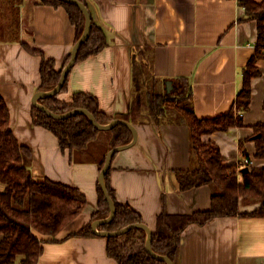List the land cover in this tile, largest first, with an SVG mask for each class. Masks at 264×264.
<instances>
[{
	"label": "crops",
	"instance_id": "crops-1",
	"mask_svg": "<svg viewBox=\"0 0 264 264\" xmlns=\"http://www.w3.org/2000/svg\"><path fill=\"white\" fill-rule=\"evenodd\" d=\"M89 2L95 20L107 30L109 46L74 66L61 100L70 101L74 93H90L107 115L128 113L133 49L145 47L153 75L167 81L181 77L192 81L194 110L199 118H215L232 109L258 40L257 22L245 20L246 11L238 0ZM16 8L18 29L13 14ZM75 41V28L64 8L40 5L39 0H22L15 7L9 1L0 6V95L11 112L13 133L21 145L33 151L34 177L78 188L88 200L83 213L57 236V241L45 244L37 264H117L107 254L106 238L70 236L85 227L98 208L100 163L106 159L110 137L101 153H63L57 137L32 119L42 59L26 47L43 51L61 69ZM258 66L262 74L252 81L245 127L203 137L220 146L228 164L240 165L241 176L247 170L246 161L264 167V160L254 158V141L240 148V142L253 135L252 126L264 123V59ZM134 126L136 142L116 154L111 163V184L117 200L139 211L152 232L164 209V196L170 214L209 209L213 195L210 186L181 192L172 173L197 165L188 127L168 123ZM257 207L252 204L241 210L251 212ZM180 264H264V219L218 218L205 226H189L183 234Z\"/></svg>",
	"mask_w": 264,
	"mask_h": 264
},
{
	"label": "trees",
	"instance_id": "trees-1",
	"mask_svg": "<svg viewBox=\"0 0 264 264\" xmlns=\"http://www.w3.org/2000/svg\"><path fill=\"white\" fill-rule=\"evenodd\" d=\"M8 1L15 7L22 0ZM78 1L89 9L92 26L88 39L77 53L76 65L100 54L109 46L107 30L95 20L94 9L89 0ZM238 1L246 11L245 20L257 22L258 40L255 53L244 68L242 88L232 109L225 115L215 118H199L196 115L193 85L189 78L175 79L173 91L167 93V80L152 74L145 47L133 49L132 97L128 113L115 117L107 115L101 110L97 97L90 93H74L70 101L61 100L59 96L68 91L69 75L58 94L39 100L56 114L86 109L101 125L121 119L133 125L168 123L184 124L188 127L191 151L197 165L190 169L173 170L177 188L184 192L210 186L213 195L209 209L191 214L168 213L166 197H163L164 209L157 217L156 230L152 234V249L155 254L172 260L173 264H180L183 234L191 225L205 226L215 219L229 217L264 219V167L249 165L248 169L245 167L248 171L245 170L241 176L239 164H228L220 146L203 139L206 135L245 127L244 114L250 110L252 102V81L262 74L258 62L264 59V0ZM39 4L64 8L75 28V44L81 39L86 29V16L80 7L62 0H39ZM13 14L18 29L17 8L13 10ZM26 49L42 59L38 91H53L59 85L72 55L68 56L61 69H57L56 61L48 59L43 51L31 47ZM32 119L36 126L47 129L57 137L63 153H72L75 150L90 153V150L93 151L92 144L100 142L99 136L103 132L111 134L107 154L133 140V133L128 127L116 125L110 130H99L85 114L53 119L34 106ZM10 124L11 112L0 95V264H37L45 244L57 241V236L83 213L88 200L78 188L48 178L37 180L31 170L33 151L19 143ZM252 129L253 135L241 141L240 148L244 149L247 142L254 141V158L264 160V123L258 122ZM105 162L106 159L100 163V171L103 170ZM112 171L111 166L105 176V183L117 212L115 218L100 225L99 230L115 232L131 225L145 224L139 211L117 200L111 184ZM98 194V208L91 221L78 232L71 234V237H99L92 224L97 220L107 219L111 209L100 183ZM252 204H258L259 207L251 212L241 210L242 206ZM104 238L107 240V254L117 264H167L148 252L147 233L142 228H133L125 234Z\"/></svg>",
	"mask_w": 264,
	"mask_h": 264
},
{
	"label": "water",
	"instance_id": "water-1",
	"mask_svg": "<svg viewBox=\"0 0 264 264\" xmlns=\"http://www.w3.org/2000/svg\"><path fill=\"white\" fill-rule=\"evenodd\" d=\"M62 1L66 2V3H71V4H74V5H77L78 7H80L82 9V11L84 12V14L86 16V29H85V32H84L83 36L81 37V39L74 45V48H73L72 53H71V55H72L71 60L67 64V66L65 67V69H64V71L62 73V77H61L59 85L53 91L36 93L35 97H34V100H33L34 105H35V107H37L38 109H40L41 111H43L44 113H46L49 117H51L53 119H66L68 117H71V116H74V115H77V114H85V115H87L89 117V119L92 121V123L99 130H104L105 131V130L112 129L116 125H124V126L128 127L132 131L133 140H132V142L130 144L116 147V148L112 149L111 151H109L107 156H106L105 166H104L103 170L100 173L99 183L101 185V188L103 190L105 198H106V200L108 201V203L110 205L111 214H110V216L107 219L95 221L92 224V228H93L94 232L97 235L102 236V237H116V236L125 234L126 232H128L129 230H131L133 228H142L147 233V250H148V252L150 254H152L156 258H158L160 260H163V261H166L167 264H173L172 260H170L169 258L164 257V256H160V255H157V254L154 253V251L152 249V234H153V232L151 231V229L146 224L131 225L129 227H126V228H124L122 230L115 231V232H105V231H99L98 230V227L100 225L112 221L115 218V215H116V212H117L116 205H115L113 199L111 198L110 193L108 191V188L106 186L105 176H106L107 172L109 171V169L111 168V163H112L113 156L115 154L119 153V152H122V151L130 148L136 142V140H137V129H136V127L133 124H131L130 122L125 121V120H121V119L113 120L108 125H101V124H99L96 121L95 117L91 113H89V111L86 110V109H76V110L71 111V112L66 113V114H56V113L50 111L49 109H47L45 106H43L39 102V100H41V99H43V98H45L47 96H50V95L58 94L61 91V89H62V87H63V85H64V83H65V81H66V79L68 77V75L70 74V72L74 68V66L76 65L77 53H78L79 49L81 48V45L88 39V37L90 35V32H91L92 16H91V13H90L89 9L83 3H81L78 0H62ZM165 86H166V92L169 93V94L174 89L173 81H165ZM246 171H248V170H246Z\"/></svg>",
	"mask_w": 264,
	"mask_h": 264
},
{
	"label": "rangeland",
	"instance_id": "rangeland-1",
	"mask_svg": "<svg viewBox=\"0 0 264 264\" xmlns=\"http://www.w3.org/2000/svg\"><path fill=\"white\" fill-rule=\"evenodd\" d=\"M8 2V0H0V6H4V4H7ZM110 135L111 134L109 133H101V135L99 136L100 142L98 144H95L96 142L93 143L91 149H93L95 153H101L103 149L105 150L106 141L110 137ZM240 180H242V177L240 178Z\"/></svg>",
	"mask_w": 264,
	"mask_h": 264
},
{
	"label": "built area",
	"instance_id": "built-area-1",
	"mask_svg": "<svg viewBox=\"0 0 264 264\" xmlns=\"http://www.w3.org/2000/svg\"><path fill=\"white\" fill-rule=\"evenodd\" d=\"M251 162L250 161H246V166H248Z\"/></svg>",
	"mask_w": 264,
	"mask_h": 264
},
{
	"label": "bare ground",
	"instance_id": "bare-ground-1",
	"mask_svg": "<svg viewBox=\"0 0 264 264\" xmlns=\"http://www.w3.org/2000/svg\"><path fill=\"white\" fill-rule=\"evenodd\" d=\"M250 165V164H249ZM249 165L248 166H246V167H249ZM248 169V168H247ZM98 230H99V227H98ZM99 231H101V230H99Z\"/></svg>",
	"mask_w": 264,
	"mask_h": 264
}]
</instances>
